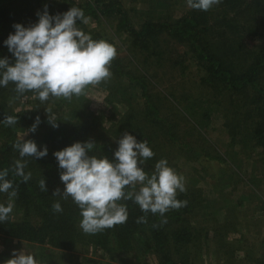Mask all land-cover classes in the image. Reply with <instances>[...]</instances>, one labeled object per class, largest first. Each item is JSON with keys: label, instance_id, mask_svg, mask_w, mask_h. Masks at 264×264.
Listing matches in <instances>:
<instances>
[{"label": "rangeland", "instance_id": "1", "mask_svg": "<svg viewBox=\"0 0 264 264\" xmlns=\"http://www.w3.org/2000/svg\"><path fill=\"white\" fill-rule=\"evenodd\" d=\"M52 1L80 4L86 0ZM110 1L121 5L135 29L149 20H174L190 9L187 0ZM1 3L16 21L37 11L35 0ZM117 21L113 15H100L99 20L88 18L80 29L94 40L112 44L117 49L113 61H120L122 71L141 78L145 88L110 69L111 78L89 86L87 95L71 101L52 98L45 109L51 108L68 124L80 122L91 141H108L115 148L127 131L146 141L155 153L142 165L146 172L151 174L155 164L166 159L185 178L186 191L178 193L177 199L187 201L192 209L182 215L180 226L192 240L183 247L186 251H180L182 257L197 264H264V154L252 139V106L245 104L243 96L232 100L219 88L205 85L203 71L187 47L168 35L158 37V54L132 52L128 38L116 30ZM0 103L7 111H18L32 107L34 100L26 95L16 99L5 91ZM28 130L19 128L17 136L27 133L25 140L35 141L41 149L49 147ZM2 142L0 131V146ZM7 203L0 196V204ZM10 217L19 219L22 214L13 208ZM136 236L135 243L122 250L112 238L107 253L80 243L74 250H62L0 232V264L22 249L40 264H162L161 256L146 251L144 234ZM178 250L176 246L169 249L173 260L180 257Z\"/></svg>", "mask_w": 264, "mask_h": 264}, {"label": "trees", "instance_id": "2", "mask_svg": "<svg viewBox=\"0 0 264 264\" xmlns=\"http://www.w3.org/2000/svg\"><path fill=\"white\" fill-rule=\"evenodd\" d=\"M35 2L36 13L16 21L0 0V59L8 58L10 63L15 62L13 54L8 51L4 41L9 34H14V24L29 27L37 23L39 20L37 13H42L45 6L52 16L63 14L71 7L82 9L85 17L89 19L99 20L100 15H113L118 19L116 30L128 38L132 52L158 54L159 49L156 46L158 37L162 34L168 35L187 47V52L203 71L201 78L205 85L219 88V93L228 95L232 100L234 96H243L245 104L252 106L249 112H254V115L250 114L255 119L252 139L261 149V154H264V0H222L208 11L190 8L184 16L174 20L145 21L139 29H135L127 21L121 5L115 1L86 0L85 3L80 4L56 3L52 0H35ZM82 24L77 21L78 28ZM119 62L116 60L112 62V71L136 80L143 90L145 87L141 78L122 71ZM14 89L15 85L11 83L7 87L0 86V94L5 91L10 92V96L16 99L25 95L33 96L34 103L32 107L18 111H7L0 103V131L3 136L0 146V171L9 169L7 179L13 181V186L18 192L17 197L14 198V208L20 210L22 214L19 219L9 216L7 222L0 223V232L30 243L46 244L62 250H74L80 243L103 249L107 253L111 250L109 243L112 238L122 250L134 244L139 238L136 234L142 232L146 237V251H153L161 256L162 264H197L187 255V257L180 255V251L185 250L183 247H187L192 240L187 229L180 226L182 215L192 209L189 204L178 210L168 211L164 217L149 212L146 214L147 223H137V219L145 216V213L133 201H121L127 205L129 213L126 223L94 235L85 234L80 228L82 219L80 209L73 203L71 197L64 200L53 196L56 188H60L61 192L64 189V184L60 180L62 170L53 153L56 149L62 150L75 142H88L90 138L83 131L82 124H78L80 122L68 124V121L62 120L61 116L54 115L59 126L53 128L48 123L45 105L52 98L41 103L39 99L34 98L32 92L19 96ZM7 115L17 116L18 123L6 126L3 119ZM37 116L40 117L41 123L35 132L43 138V142L49 143L48 154L40 159L23 158L27 161L24 173H31V178L23 182L22 177L12 171L15 161L20 159L18 151L12 145L19 138L18 129H30ZM247 116L246 114L245 118ZM94 142L95 148L89 155L98 158L107 156L109 160L114 158L117 148L112 143ZM38 148L42 150L40 146ZM43 178L46 180L47 192L39 188V181ZM0 196H3L6 203L8 202L7 193H0ZM57 201L63 209L59 213L54 212L52 208ZM163 219L167 222L162 223ZM148 240L152 245L148 244ZM173 246L179 249L180 257L176 260L169 255V249Z\"/></svg>", "mask_w": 264, "mask_h": 264}, {"label": "clouds", "instance_id": "3", "mask_svg": "<svg viewBox=\"0 0 264 264\" xmlns=\"http://www.w3.org/2000/svg\"><path fill=\"white\" fill-rule=\"evenodd\" d=\"M221 2L187 0V5L191 9L208 11ZM37 15L38 22L29 27L14 24V34H9L4 41L15 62L10 63L8 58L0 59V86L14 84L19 96L32 92L34 98L44 103L50 98L71 101L73 97L87 95L89 86L95 87L111 78V64L117 57V49L105 40H94L77 27V21L88 23L82 9L71 7L63 14L52 16L45 6L44 11ZM45 111L48 123L57 128L59 125L52 109L46 108ZM3 123L6 126L15 125L18 117L7 115ZM40 123L37 116L28 131L34 133ZM24 136L12 145L20 157L12 171L27 182L31 173H24L27 161L23 158L40 159L47 156L48 150L47 146L40 150L35 141L25 140ZM117 143L112 160L107 156L98 158L89 155L96 145L91 140L75 142L53 153L62 170L60 180L64 184L63 191L56 188L53 196L64 200L71 197L80 209V228L85 234L94 235L126 223L129 213L127 205L121 201L131 200L145 213V216L137 219V223H147L146 214L149 212L164 217L168 211L186 206L187 201L177 199L178 193L186 191L185 178L168 166L166 159L159 160L149 174L142 165L155 153L146 141H138L125 131ZM8 175L9 169L0 171V193L8 195L7 206L0 204V223L8 221L14 208V198L18 195L13 181L7 179ZM39 188L47 192L45 178L39 181ZM52 208L57 213L63 211L59 201ZM161 222L167 221L163 219ZM4 264L40 262L33 254L22 249L14 250L12 258Z\"/></svg>", "mask_w": 264, "mask_h": 264}]
</instances>
